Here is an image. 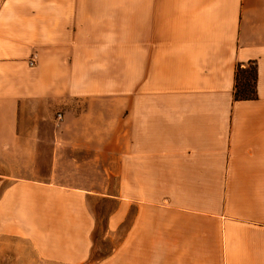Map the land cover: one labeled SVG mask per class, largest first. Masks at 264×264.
<instances>
[{
    "label": "crops",
    "instance_id": "obj_1",
    "mask_svg": "<svg viewBox=\"0 0 264 264\" xmlns=\"http://www.w3.org/2000/svg\"><path fill=\"white\" fill-rule=\"evenodd\" d=\"M0 3V233L48 264H264V0Z\"/></svg>",
    "mask_w": 264,
    "mask_h": 264
},
{
    "label": "rangeland",
    "instance_id": "obj_2",
    "mask_svg": "<svg viewBox=\"0 0 264 264\" xmlns=\"http://www.w3.org/2000/svg\"><path fill=\"white\" fill-rule=\"evenodd\" d=\"M6 5L4 3H0V12H5ZM5 21L0 19V29L5 28ZM29 66L34 64V57H30L28 59ZM111 86V85H110ZM56 110L54 113V121L57 119ZM4 171V165H1ZM39 171L44 172V162L42 160L39 165ZM8 180V179H7ZM11 180H8L9 182ZM6 181L4 180L0 184V193L4 188ZM90 203L95 204V207L100 209V201H96L95 199H90ZM103 224V213L99 210L97 214V227L93 232V247L90 253L89 261H92L94 258L100 257L101 255L108 252V250L112 247L108 242H103L101 240V229ZM0 264H48L45 260L40 259L35 253L31 250V246L29 241L16 234H2L0 233Z\"/></svg>",
    "mask_w": 264,
    "mask_h": 264
},
{
    "label": "trees",
    "instance_id": "obj_3",
    "mask_svg": "<svg viewBox=\"0 0 264 264\" xmlns=\"http://www.w3.org/2000/svg\"><path fill=\"white\" fill-rule=\"evenodd\" d=\"M256 66L253 62L237 65L234 72L233 97L235 100H251L257 97Z\"/></svg>",
    "mask_w": 264,
    "mask_h": 264
},
{
    "label": "built area",
    "instance_id": "obj_4",
    "mask_svg": "<svg viewBox=\"0 0 264 264\" xmlns=\"http://www.w3.org/2000/svg\"><path fill=\"white\" fill-rule=\"evenodd\" d=\"M60 118H61V114L57 113V119H60Z\"/></svg>",
    "mask_w": 264,
    "mask_h": 264
}]
</instances>
